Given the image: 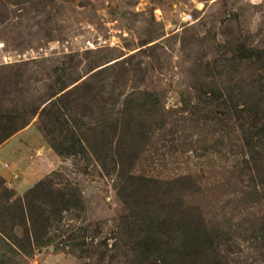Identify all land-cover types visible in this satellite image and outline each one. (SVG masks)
<instances>
[{"label": "rangeland", "instance_id": "obj_1", "mask_svg": "<svg viewBox=\"0 0 264 264\" xmlns=\"http://www.w3.org/2000/svg\"><path fill=\"white\" fill-rule=\"evenodd\" d=\"M100 70L116 100L103 115L64 109L83 90L50 108L84 149L58 156L40 107ZM0 73L17 79L4 103L27 124L0 145V179L21 196L59 173L81 193L87 230L77 256L49 247L20 264H135L115 190L128 175L191 177L221 264H264V182L252 177L264 169V0H0Z\"/></svg>", "mask_w": 264, "mask_h": 264}, {"label": "trees", "instance_id": "obj_2", "mask_svg": "<svg viewBox=\"0 0 264 264\" xmlns=\"http://www.w3.org/2000/svg\"><path fill=\"white\" fill-rule=\"evenodd\" d=\"M101 70L90 74L86 81L77 83L80 79L76 80L72 87L61 83L40 107L39 129L58 156L80 155L84 149L75 131L64 128L67 122L60 110L50 108L83 90L79 96L80 103L74 100L72 106L64 109L71 115L73 109L82 106L85 111L79 115L87 119L94 113L103 115L115 99L113 90L109 92L111 94L106 92L110 85L96 79ZM7 74L0 73V145L27 125L17 104L5 107V97L17 85V79L11 80ZM52 98H55L54 102L50 101ZM36 113L31 111L30 115ZM263 116L257 115L255 136L264 133V124L261 125ZM20 119L23 121L21 124L17 122ZM120 135H123V129H120ZM136 149L135 140L130 139L124 153H118L120 162L123 164L124 156L131 160ZM253 172V180L264 182V169ZM60 176L57 172L49 174L21 196L0 179V264H20L19 258H29L35 251L49 247L54 250L60 247V251L75 256L81 253L87 237V230L81 225L84 214L81 193ZM186 180L193 187L186 186ZM194 188L195 183L189 176L170 181L119 176L115 190L125 209L121 224L127 234L133 263L221 264L212 252L213 240L207 233L199 207L189 202L195 193Z\"/></svg>", "mask_w": 264, "mask_h": 264}]
</instances>
